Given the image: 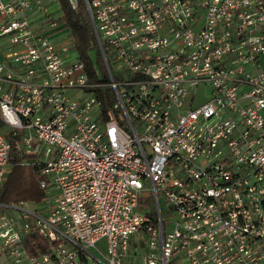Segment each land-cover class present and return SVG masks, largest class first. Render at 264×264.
Returning a JSON list of instances; mask_svg holds the SVG:
<instances>
[{
  "label": "built area",
  "instance_id": "obj_1",
  "mask_svg": "<svg viewBox=\"0 0 264 264\" xmlns=\"http://www.w3.org/2000/svg\"><path fill=\"white\" fill-rule=\"evenodd\" d=\"M84 2L106 79L62 11L0 0V187L17 136L53 189L0 198V264H264V0Z\"/></svg>",
  "mask_w": 264,
  "mask_h": 264
},
{
  "label": "trees",
  "instance_id": "obj_2",
  "mask_svg": "<svg viewBox=\"0 0 264 264\" xmlns=\"http://www.w3.org/2000/svg\"><path fill=\"white\" fill-rule=\"evenodd\" d=\"M58 2L72 35L76 53L83 60L89 76L94 78L97 77L96 73H101L98 77L106 79L105 66L99 49H96L95 58L91 54L92 48L96 46V41L89 16L86 15L82 18L78 9L71 6L69 0H58ZM113 75L116 74L113 73ZM95 88L98 96L102 92L106 93L107 99L100 101L102 106L107 105L113 95L110 86L104 84ZM9 141V170L0 187V198L14 201L24 199L31 202L42 200L46 191L38 181L40 165L35 161L34 154L22 148L19 138L9 137ZM23 245L28 252L36 253L44 250L48 242L39 232L30 231L24 236Z\"/></svg>",
  "mask_w": 264,
  "mask_h": 264
},
{
  "label": "rangeland",
  "instance_id": "obj_3",
  "mask_svg": "<svg viewBox=\"0 0 264 264\" xmlns=\"http://www.w3.org/2000/svg\"><path fill=\"white\" fill-rule=\"evenodd\" d=\"M77 9L81 15V17H85L86 15H88L87 13V8H86V5H85V2L84 0H78V6H77ZM96 49H99L97 44L96 46H94L91 50V54L92 56H94V58L96 57ZM75 51L74 50H71L68 54H66V58L65 59H70V58H73L75 56ZM204 86H200L199 87V91L196 93L195 95V100L196 101H201L203 100L206 95H207V89H209V84L207 83L205 85V90H203ZM19 129V128H17ZM0 130L2 132H5L7 133V125L5 124H0ZM40 176H45L48 181H50V178L48 176L47 173H39ZM45 188V191L47 192L48 195L52 194L51 192L53 191V189L50 187V184H48ZM47 195H44V197H46ZM43 197V198H44ZM160 205L162 207V209H165L164 207L166 206L165 205V202L162 198H160ZM138 208H140L141 210H148V211H156V203H155V198H154V195L152 194V190H148V189H142L141 192H140V196H139V201H138ZM167 208V207H166ZM172 212L170 211V209L168 208L167 210H164L163 211V215L164 216H170ZM135 236V234L133 235ZM98 244L101 246V247H104L105 243H104V239H99L98 240Z\"/></svg>",
  "mask_w": 264,
  "mask_h": 264
},
{
  "label": "crops",
  "instance_id": "obj_4",
  "mask_svg": "<svg viewBox=\"0 0 264 264\" xmlns=\"http://www.w3.org/2000/svg\"><path fill=\"white\" fill-rule=\"evenodd\" d=\"M45 1L48 3V7H51V11L56 16V18L60 19L61 18V9H60L58 0H45ZM33 7H35V6H33ZM31 16L33 17L34 21L39 22L41 25L45 26L46 20L41 16L40 13H38V11H36V10L33 11ZM45 27H47V26H45ZM55 34H57V32ZM0 124H2L1 121H0ZM16 138H19V137L16 136ZM26 201H28V200H26ZM29 202H31V201H29Z\"/></svg>",
  "mask_w": 264,
  "mask_h": 264
}]
</instances>
